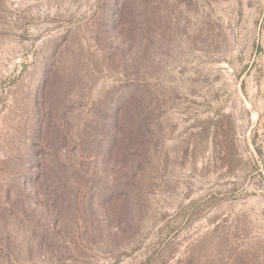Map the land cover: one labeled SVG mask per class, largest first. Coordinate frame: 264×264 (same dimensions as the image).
<instances>
[{
    "label": "rangeland",
    "instance_id": "1",
    "mask_svg": "<svg viewBox=\"0 0 264 264\" xmlns=\"http://www.w3.org/2000/svg\"><path fill=\"white\" fill-rule=\"evenodd\" d=\"M0 264H264V0H0Z\"/></svg>",
    "mask_w": 264,
    "mask_h": 264
}]
</instances>
